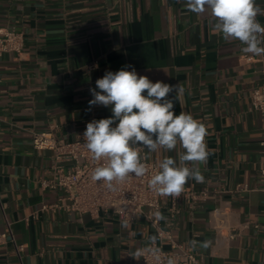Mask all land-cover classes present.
Returning a JSON list of instances; mask_svg holds the SVG:
<instances>
[{"label": "crops", "instance_id": "crops-1", "mask_svg": "<svg viewBox=\"0 0 264 264\" xmlns=\"http://www.w3.org/2000/svg\"><path fill=\"white\" fill-rule=\"evenodd\" d=\"M257 20L264 25V15ZM213 23L184 0H0V30L23 39L19 54L0 58V264H128L152 242L170 254L189 249L198 264H264V115L249 109L251 92L264 88V56L223 39ZM125 66L178 85L169 97L175 113L208 130L204 182L185 184L206 198L193 208L178 201L176 213L161 201L162 239L141 215L125 223L109 213L40 211L58 197L40 187L53 154L33 149L30 133L72 141L92 116L110 117L111 107L89 105L90 89ZM183 151L146 154L159 171Z\"/></svg>", "mask_w": 264, "mask_h": 264}, {"label": "clouds", "instance_id": "clouds-1", "mask_svg": "<svg viewBox=\"0 0 264 264\" xmlns=\"http://www.w3.org/2000/svg\"><path fill=\"white\" fill-rule=\"evenodd\" d=\"M184 4L197 15L207 12L214 21L213 30L223 39L238 40L245 45L244 52L264 56V25L257 20L258 15H264V8L256 0H184ZM129 67L105 72L90 89L93 99L89 105L111 107L112 112L108 118L87 123L83 133L92 159L102 162L94 168L92 179L111 188L114 182H123L129 176L144 177L148 168L140 149L170 152L179 145L184 150L179 163L171 157L163 158L159 171L148 181L149 188L158 195L179 196L189 179L204 182L198 165L210 155L208 130L190 113H175L169 97L174 91H182L178 85L152 82ZM156 215L163 218L160 213ZM143 252L138 249L135 255L139 257ZM167 264H175V260L169 258Z\"/></svg>", "mask_w": 264, "mask_h": 264}, {"label": "built area", "instance_id": "built-area-1", "mask_svg": "<svg viewBox=\"0 0 264 264\" xmlns=\"http://www.w3.org/2000/svg\"><path fill=\"white\" fill-rule=\"evenodd\" d=\"M22 45L21 34L0 30V58L6 53L19 54ZM249 109L264 115V88L251 92ZM92 120L99 119L92 116L89 122ZM85 130L72 141L56 138L50 131L30 133L33 149L53 154L50 177L41 180L40 187L57 193L58 197L55 203L42 205L40 211L61 209L68 213L74 212L91 217L109 213L120 216L125 223H130L141 215L156 231L157 237L162 239L156 215L161 210V201L168 199L171 211L176 213L178 201H185L193 208L205 200L206 191L196 192L191 187L184 186L179 196H161L152 191L148 181L158 169L147 159L146 148L140 149L142 162L148 168L144 177L129 176L123 182H114L111 188L103 182L94 181L93 170L102 162L93 160L85 147L83 140ZM258 181L260 190L264 193V167L259 169ZM247 190L246 185H236L233 189L238 193ZM1 238H5V235ZM174 247L179 248L178 254L167 253L161 245L152 242L143 249V255L134 260L130 259L128 264H167L169 258L174 259L175 264H198L195 254L189 249ZM17 249L21 250V247ZM157 249L159 251H156Z\"/></svg>", "mask_w": 264, "mask_h": 264}]
</instances>
